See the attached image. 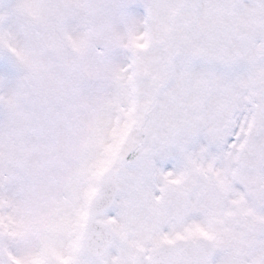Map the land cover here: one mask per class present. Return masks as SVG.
<instances>
[{
    "label": "snow or ice",
    "instance_id": "1",
    "mask_svg": "<svg viewBox=\"0 0 264 264\" xmlns=\"http://www.w3.org/2000/svg\"><path fill=\"white\" fill-rule=\"evenodd\" d=\"M0 264H264V0H0Z\"/></svg>",
    "mask_w": 264,
    "mask_h": 264
}]
</instances>
